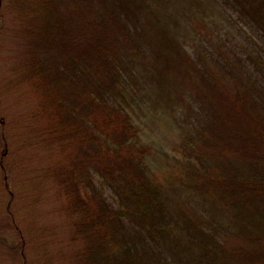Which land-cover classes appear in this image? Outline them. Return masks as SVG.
Here are the masks:
<instances>
[{"label":"trees","instance_id":"1","mask_svg":"<svg viewBox=\"0 0 264 264\" xmlns=\"http://www.w3.org/2000/svg\"><path fill=\"white\" fill-rule=\"evenodd\" d=\"M152 1L0 0V264H264V0H213L238 33L197 23L192 54ZM169 47L190 210L129 112L133 65ZM42 201L58 222L19 220Z\"/></svg>","mask_w":264,"mask_h":264},{"label":"rangeland","instance_id":"2","mask_svg":"<svg viewBox=\"0 0 264 264\" xmlns=\"http://www.w3.org/2000/svg\"><path fill=\"white\" fill-rule=\"evenodd\" d=\"M150 6L162 20L168 21L163 28L168 30L171 37L174 36V43H181L180 47L188 54H192L194 46L188 39L189 33L197 23L205 25L208 30L227 32L231 36L238 33V22L232 11L224 12L213 0H153ZM136 63L133 65L134 75L127 84L131 93L129 112L139 129L142 142L150 148L147 166L174 202L188 210L191 207L194 209L197 199L191 197L181 183L186 172L180 144L190 118L189 111L184 113L183 104L190 75L170 47L166 57L156 59L145 55L138 58ZM12 108L18 109L17 104H13ZM104 195L109 197V192ZM22 200H26L24 196ZM42 202L38 215L30 211V202L26 206L20 204L23 211H20L19 220L24 218L31 226L39 220L58 222L49 215L53 206ZM40 213L43 215L41 218Z\"/></svg>","mask_w":264,"mask_h":264}]
</instances>
